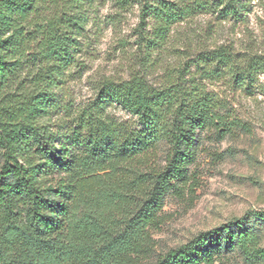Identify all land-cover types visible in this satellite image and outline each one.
<instances>
[{"label": "trees", "instance_id": "16d2710c", "mask_svg": "<svg viewBox=\"0 0 264 264\" xmlns=\"http://www.w3.org/2000/svg\"><path fill=\"white\" fill-rule=\"evenodd\" d=\"M95 2L0 0V264H212L229 249L264 258L256 223L246 217L157 256L153 239L167 194L189 178L202 134L225 137L242 125L197 76L264 91L258 83L264 57H239L220 46L194 59L189 78L179 71L159 86L143 73L107 79L91 102L68 115L71 123L57 124L60 94L85 51ZM139 3L138 44L148 60L194 6ZM208 5L224 20L242 18L243 0ZM148 19L153 37L144 32ZM110 106L136 125L109 118ZM254 217L264 224V212Z\"/></svg>", "mask_w": 264, "mask_h": 264}, {"label": "rangeland", "instance_id": "374dc122", "mask_svg": "<svg viewBox=\"0 0 264 264\" xmlns=\"http://www.w3.org/2000/svg\"><path fill=\"white\" fill-rule=\"evenodd\" d=\"M169 1L189 3L195 8L171 27L153 58L143 60V48L138 44L139 0H130L124 6L119 0H96L86 24L85 51L63 86L62 107L55 114L54 123H71L68 115L91 102L97 87L107 79L123 80L143 73L159 86L169 74L179 71L189 78L196 70L194 59L220 46L229 47L239 57H264V0H243L242 18L225 20L209 7L211 0ZM201 2L205 6L196 8ZM152 23L148 19L144 27L148 37H153ZM197 80L219 94L242 125L225 137L216 132L202 134L196 161L189 167V178L179 181L178 188H172L165 198L160 213L163 223L153 231L155 254L245 217L256 223L264 248V224H258L254 217L256 212H264V91L237 89L223 79L203 80L197 76ZM258 83L264 85V73L258 76ZM107 114L117 122L136 125L135 118L120 107L110 106ZM163 158L161 154L160 161ZM212 264H264V258L251 259L237 249H229L223 250Z\"/></svg>", "mask_w": 264, "mask_h": 264}]
</instances>
